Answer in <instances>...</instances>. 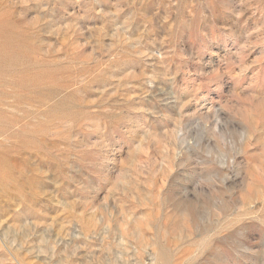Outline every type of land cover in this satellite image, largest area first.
Listing matches in <instances>:
<instances>
[{
  "label": "rangeland",
  "instance_id": "obj_1",
  "mask_svg": "<svg viewBox=\"0 0 264 264\" xmlns=\"http://www.w3.org/2000/svg\"><path fill=\"white\" fill-rule=\"evenodd\" d=\"M0 264H264V0H0Z\"/></svg>",
  "mask_w": 264,
  "mask_h": 264
}]
</instances>
